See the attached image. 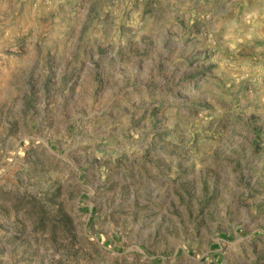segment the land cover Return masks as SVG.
<instances>
[{
    "label": "rangeland",
    "instance_id": "374dc122",
    "mask_svg": "<svg viewBox=\"0 0 264 264\" xmlns=\"http://www.w3.org/2000/svg\"><path fill=\"white\" fill-rule=\"evenodd\" d=\"M0 264H264V0H0Z\"/></svg>",
    "mask_w": 264,
    "mask_h": 264
}]
</instances>
